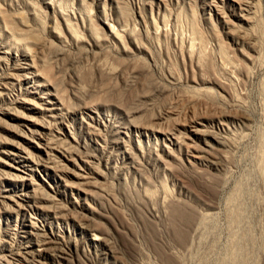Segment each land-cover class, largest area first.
I'll list each match as a JSON object with an SVG mask.
<instances>
[{
  "label": "rangeland",
  "instance_id": "1",
  "mask_svg": "<svg viewBox=\"0 0 264 264\" xmlns=\"http://www.w3.org/2000/svg\"><path fill=\"white\" fill-rule=\"evenodd\" d=\"M263 163L264 0H0V264L93 214L110 264H264Z\"/></svg>",
  "mask_w": 264,
  "mask_h": 264
},
{
  "label": "bare ground",
  "instance_id": "2",
  "mask_svg": "<svg viewBox=\"0 0 264 264\" xmlns=\"http://www.w3.org/2000/svg\"><path fill=\"white\" fill-rule=\"evenodd\" d=\"M112 31L115 29L113 26L111 27ZM119 36H121V34H119V32L117 33ZM135 34V33H134ZM120 38V37H119ZM133 38V37H132ZM135 38V37H134ZM134 40V39H133ZM136 42V41H135ZM225 54V53H224ZM223 54V55H224ZM226 56V55H225ZM203 57V56H202ZM5 112H10V109L9 108H4ZM4 113V112H3ZM197 132L201 133V134H205L203 132V130L201 129H196ZM217 143L220 141L218 138H216L214 136L213 133H208ZM218 137V136H217ZM227 141V140H226ZM221 143V146H223V142L220 141ZM262 144V143H261ZM221 150H223L222 148L223 147H220ZM221 150L219 152H221ZM20 151H22V149H20ZM24 151V150H23ZM208 151H211L209 150V148L206 150V152ZM261 151V150H260ZM214 152V151H213ZM219 152H216V153H219ZM212 153V152H210ZM222 153V152H221ZM46 154L48 155L49 157V154L48 152H46ZM20 155V153H19ZM223 155V154H222ZM130 156V155H129ZM212 156V155H211ZM217 156V155H216ZM215 156V157H216ZM219 156V155H218ZM220 157V156H219ZM218 157V158H219ZM260 157V156H259ZM222 158V157H221ZM217 160V159H216ZM219 161V160H217ZM213 164H215V160H212L211 161ZM262 163V162H261ZM264 164V163H263ZM18 169V168H16ZM264 173V172H262ZM18 176L19 178L21 177L22 179H27V178H24V176L22 175H16ZM31 181V180H30ZM33 182V181H32ZM31 182V184H32ZM34 184V183H33ZM28 185V184H27ZM36 185V184H35ZM29 188H30V184H29ZM38 189L36 187H32L30 189V191L28 192H22L21 193V196L20 195H17L19 197V199L17 200H14V198L12 197L13 195H9V196H4V198H9V200L11 201H14V204H17L18 206H21L20 204H22V207L25 205V204H28L29 206L31 205L30 203H34L36 202V198L38 196V193H37ZM39 192V191H38ZM2 197V196H1ZM4 199H1L0 200V204L2 205V209L3 211H6L10 213V210L11 212L14 211V207L8 203L5 202V200L3 201ZM18 201L20 202V204H18ZM23 203H22V202ZM32 203V204H33ZM21 207V208H22ZM177 207V206H176ZM180 207V206H179ZM173 208V207H172ZM183 208V207H182ZM0 209H1V206H0ZM181 207L180 208H175V211L176 213L179 214V212H181ZM184 210V208H183ZM186 210V209H185ZM184 210V211H185ZM16 211V210H15ZM174 211V212H175ZM188 212V211H187ZM186 212V213H187ZM238 212V211H237ZM185 213V212H184ZM93 214V213H92ZM182 214V213H181ZM183 216V215H182ZM189 217V216H188ZM187 217V218H188ZM232 217V216H231ZM239 216H237L238 218ZM239 219V218H238ZM186 220V219H185ZM22 228H25V229H22V232L24 233H21V231H16V235L17 237L19 238L18 241H19V244L17 246V248H14V249H11L7 254H12L13 257H15L17 260L20 261L21 264H44L42 259L44 258V256H48V255H52V252H54L55 250L57 249H60V251H66V249L69 247L73 252H77V251H81V252H84L85 251V248L87 247H91V248H94V251L96 253V256H97V259L98 261H96V264H110V259H112L114 253H116L114 250H116L114 248V245L112 243V239H111V235L109 234V232L107 231V229L104 227V225L101 224L100 220L98 219V217H95V215L93 214V218H88L86 219V217H78L76 219V222H77V225L80 227V228H83V231L85 233V236L82 238V240H78V241H74V240H70V241H66L65 243H60L59 241H57L49 232L45 231V230H40V229H37L34 227L35 223L31 221V224L28 226H26L25 222H24V219L22 220ZM233 221V220H232ZM44 223V221L42 222ZM170 224V223H169ZM26 227H30L29 231L26 229ZM10 225L7 224L6 225V229L5 231H9L10 230ZM16 230V229H15ZM148 230V229H147ZM234 230V229H233ZM250 231V230H249ZM13 233V232H12ZM179 233V232H178ZM249 233V232H247ZM9 234H10V231H9ZM8 234V235H9ZM239 234V233H238ZM10 236V235H9ZM179 236V235H178ZM247 236V234H246ZM236 237V236H235ZM22 239H24L22 241ZM239 239V238H237ZM244 239V238H243ZM242 239V240H243ZM26 240H28V243L27 244H23ZM235 244V243H234ZM244 244V243H242ZM64 248H62L63 246ZM240 245V244H239ZM237 246V245H236ZM13 248V247H12ZM237 248V247H236ZM235 249V248H234ZM238 250V248H237ZM236 250V252H237ZM243 250V249H242ZM59 251V250H58ZM235 251V250H234ZM233 251V252H234ZM240 253V252H239ZM238 253V254H239ZM236 254V253H235ZM166 257V256H165ZM231 258V256H230ZM233 258V257H232ZM246 259V257H245ZM65 260L67 261L66 263L69 264L70 260L68 256L65 255ZM232 260V263H236L238 261H243L244 260L241 258L239 260L238 258V261L237 259L235 258V261L234 259H230ZM229 260V261H230ZM234 260V262H233ZM247 260V259H246ZM241 261V262H242ZM228 263V261H226ZM240 262V263H241ZM242 262V263H243ZM7 263V262H6ZM226 263V264H227ZM230 262V264H232ZM239 263V262H238ZM241 263V264H242ZM8 264V263H7ZM246 264V263H245Z\"/></svg>",
  "mask_w": 264,
  "mask_h": 264
}]
</instances>
